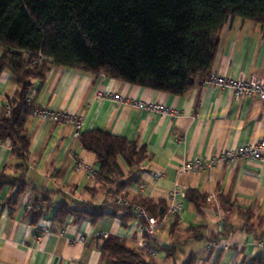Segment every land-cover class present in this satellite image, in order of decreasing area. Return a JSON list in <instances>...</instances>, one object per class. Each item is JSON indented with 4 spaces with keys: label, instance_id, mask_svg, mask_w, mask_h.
<instances>
[{
    "label": "crops",
    "instance_id": "obj_1",
    "mask_svg": "<svg viewBox=\"0 0 264 264\" xmlns=\"http://www.w3.org/2000/svg\"><path fill=\"white\" fill-rule=\"evenodd\" d=\"M211 73L235 80L264 79V27L239 18L229 20L219 31ZM204 78L191 91L174 96L51 66L30 92L33 104L81 116V133L99 130L144 147L148 157L139 165L137 181L122 193L130 201H164L168 206L169 193L176 189L182 209L165 217L153 239L142 237L139 221L124 218L121 212L96 222L68 215L59 223L56 213L61 205L100 206L110 212L109 185L91 178L89 171L95 173L100 166L72 136L71 125L29 114L24 160L15 156L8 140L0 142V175L19 179L16 185L0 189V264H100L99 246L107 236L125 240L151 264H186L190 259L194 264H243L255 256L264 259V246L259 245L264 238L256 239L242 228L249 210L255 215L250 223L256 234L264 233V162L239 160L199 173L178 172L187 161L264 140V101L256 97L236 101L232 91L205 85ZM16 89L11 74L3 71L0 111ZM115 94L121 103L111 99ZM135 101L161 104L173 114L141 111L133 106ZM118 162L127 175L124 161ZM154 173L161 176L154 178ZM21 184L23 191L13 197ZM187 189L207 195L201 215L184 199ZM37 209L42 215L33 223L27 212Z\"/></svg>",
    "mask_w": 264,
    "mask_h": 264
},
{
    "label": "trees",
    "instance_id": "obj_2",
    "mask_svg": "<svg viewBox=\"0 0 264 264\" xmlns=\"http://www.w3.org/2000/svg\"><path fill=\"white\" fill-rule=\"evenodd\" d=\"M234 18L264 27V0H0V75L8 71L17 85L0 111V142L8 140L15 156L25 159L29 145L25 122L34 106L27 100L35 82H42L51 66L184 95L210 73L219 31ZM76 139L95 155L100 167L94 180L109 185L112 210L61 205L57 221L62 223L74 215L96 222L119 212L124 218H135L116 199L126 198L123 188L137 181L139 165L148 157L145 148L99 130L80 133ZM119 159L128 167L127 175ZM18 181L0 175V189ZM22 184L13 197L23 191ZM184 199L202 214L207 195L187 189ZM131 202L153 217L163 216L168 209L164 201ZM27 213L36 223L42 209ZM244 215L242 228L256 239L264 238V233L257 235L250 223L255 215L249 210ZM99 247L100 264H151L116 236H107ZM186 264L194 262L190 259ZM243 264H264V259L255 256Z\"/></svg>",
    "mask_w": 264,
    "mask_h": 264
},
{
    "label": "built area",
    "instance_id": "obj_3",
    "mask_svg": "<svg viewBox=\"0 0 264 264\" xmlns=\"http://www.w3.org/2000/svg\"><path fill=\"white\" fill-rule=\"evenodd\" d=\"M204 84L213 88L229 89L232 91L233 97L236 101H239L244 97H256L259 100L264 101V79L262 78L251 77L249 79L240 78L235 80L211 73L204 78ZM111 99L119 103L123 101L117 94L113 95ZM27 102L31 105L30 98ZM132 104L135 108L148 113L159 114L162 116L173 114L168 108L158 103L135 101ZM30 115L32 117L51 121L55 124L71 125L72 136L74 138H78L81 133L83 118L79 115L50 111L45 108H38L35 105L32 106ZM239 160H244L246 162H264V140L258 141L254 144L226 149L212 157L210 156L187 161L178 168V172L181 174L199 173L206 171L217 164L236 163ZM95 173L89 171L93 180L95 179ZM160 176V173L153 174L154 178H159ZM178 195L179 192L176 189H173L169 193L170 204L168 205L166 213L160 217L151 216L143 207L126 198L118 197L116 203L133 212L136 220L139 221V233L142 237L153 239L156 235V228L164 223L165 217L169 214H177L181 211L182 203L179 200ZM83 240V238H79V241L82 242ZM259 245L264 246L263 243H259Z\"/></svg>",
    "mask_w": 264,
    "mask_h": 264
}]
</instances>
